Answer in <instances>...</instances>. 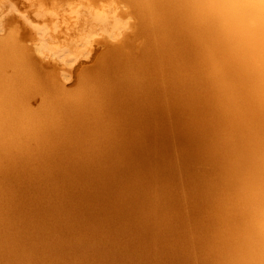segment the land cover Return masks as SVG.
<instances>
[{
    "label": "bare ground",
    "instance_id": "bare-ground-1",
    "mask_svg": "<svg viewBox=\"0 0 264 264\" xmlns=\"http://www.w3.org/2000/svg\"><path fill=\"white\" fill-rule=\"evenodd\" d=\"M118 1L73 92L0 36V264H264V0Z\"/></svg>",
    "mask_w": 264,
    "mask_h": 264
},
{
    "label": "rangeland",
    "instance_id": "rangeland-1",
    "mask_svg": "<svg viewBox=\"0 0 264 264\" xmlns=\"http://www.w3.org/2000/svg\"><path fill=\"white\" fill-rule=\"evenodd\" d=\"M87 1L88 0H82V1L80 0V2H79V0H72V1L71 0H63V1L62 0H30V2H29V0H0V36H3V34H6L8 31L16 32V35L18 34V36H19L18 40L20 41V43L22 45H24V47L28 51H30V53H29L30 58H32V56H34L31 60L39 61L37 63V65L41 66V68L43 69L42 71L44 73L46 72L45 70L47 69V72H46L47 75L48 74L53 75L54 78L57 76L56 80H58V83H59V81H61V82L65 81L66 86L64 85L65 82L62 83L63 87H65V90H67L66 88H68V86H69L70 89L68 88V91L73 92L76 89H78L77 87H78L79 82H80L79 78L83 77L84 73L90 74L89 68L92 69L90 65H92L93 68L96 65H98L96 63H98L100 61L99 59H101V57L104 56V54H106L107 51H110L114 47L113 44L116 45L117 41L119 42L124 37L129 38V39L133 38V37H130V35H129V30H130L129 28H131L133 26L134 18H133V16L131 17L129 14H127L125 7L118 0H107V1H105V0H103V1L89 0L88 2ZM90 1H93V2H90ZM108 1H110V2H108ZM96 2H98V3H96ZM102 2H103V4H102ZM94 3H96L97 7ZM73 4H74V6H73ZM93 5H95V6L93 7ZM79 6H80V8H79ZM99 6H101V8ZM111 6H112V8H111ZM119 6L121 7L120 9H121L122 15H120L121 13H120ZM34 7H36V9ZM81 7H83V8H81ZM54 9H55V11H54ZM58 9H59V11H58ZM105 10H106V12H105ZM123 10H124V12H123ZM118 11H119V14H118ZM50 12H51V14H50ZM67 13H69L70 15ZM43 14L44 15L46 14L47 16L46 15L44 16ZM104 14H105V17H102V15H104ZM113 16H115L118 20L117 25H113V23H112ZM57 17H59V18H57ZM88 20H89V22H88ZM79 21H80V23H79ZM83 22H84V24H83ZM35 23H39V24H35ZM81 23H82V25H81ZM33 24L35 26H33ZM30 25H31V27H30ZM94 28H95L96 32H95ZM34 29H35V31H34ZM54 30H57V31L62 30V33H63L62 37H60L61 39L59 38L58 39L59 41H57V43L56 42L52 43V42L48 41L50 33ZM66 31H68V32H66ZM33 32H34V34H33ZM78 33H80L81 36ZM35 35H37V39H35L36 38ZM99 35H100V37H99ZM41 37L45 38L46 41H43V43H41L42 42V41H40ZM94 37H96V38H94ZM120 37H121V39H120ZM112 42H114V43H112ZM134 42L136 43L137 40H135ZM23 43H25V44H23ZM42 45H44V46H42ZM40 46L42 47V49ZM28 47L30 49H31V47H33V48L31 50H29ZM100 47H101V49H103L105 51L104 54H103V50H100ZM107 47H109V48H107ZM105 48H106V50H105ZM33 49L35 50L36 53L32 52ZM43 52H45V54ZM100 54H102V55H100ZM46 55L47 56L51 55V56L47 57ZM54 58H56V59H54ZM38 59H40V60H38ZM64 59H66V60L64 61ZM55 60H57V61L55 62ZM78 60H80V61H78ZM69 64L71 65V67ZM59 67H60V69H59ZM66 68H68V69H66ZM69 69L71 70V72H68ZM72 69L73 70L75 69V70L72 71ZM54 75H56V76H54ZM79 75H80V77H79ZM63 77H65L66 79ZM77 79L79 80V82H77ZM75 81H76V83H75ZM77 83H78V85H77ZM59 84L62 85L61 83H59ZM75 84L77 85V87L75 86ZM74 86H75V89L73 88ZM71 88H73L74 90H72ZM35 96H38V98L37 97L35 98ZM35 96L33 97V99H31L32 96L30 97L31 104L34 103L33 105L35 106L34 107L33 105H31V106H33V108L39 107L38 105L40 103L39 102L40 96L38 94H36Z\"/></svg>",
    "mask_w": 264,
    "mask_h": 264
}]
</instances>
